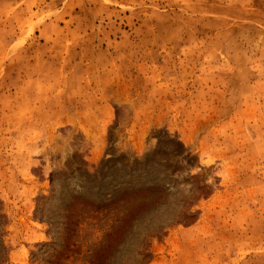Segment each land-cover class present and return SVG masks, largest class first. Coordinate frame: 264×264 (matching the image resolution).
Returning <instances> with one entry per match:
<instances>
[{
  "label": "rangeland",
  "instance_id": "rangeland-1",
  "mask_svg": "<svg viewBox=\"0 0 264 264\" xmlns=\"http://www.w3.org/2000/svg\"><path fill=\"white\" fill-rule=\"evenodd\" d=\"M0 264H264V0H0Z\"/></svg>",
  "mask_w": 264,
  "mask_h": 264
},
{
  "label": "trees",
  "instance_id": "trees-1",
  "mask_svg": "<svg viewBox=\"0 0 264 264\" xmlns=\"http://www.w3.org/2000/svg\"><path fill=\"white\" fill-rule=\"evenodd\" d=\"M154 154L147 155L144 160L136 161L134 166H131L129 169L127 168L125 170V173L121 177V180L119 182V189L118 193L122 194V200H125L128 196L130 191H143L145 190V193L142 194L140 197H144L145 199L142 200V202L139 203H132L131 200H129L130 208L125 209L123 211V215H129L124 218V222L127 223L129 218H131V225L135 221H139L142 219L145 213L150 214L152 211L155 212V210L158 209L159 203L161 200L160 194H157L153 189L156 187L155 182H162L161 179H158V177H149V174H151V169L150 166L155 159ZM127 167H129V164H126ZM142 168V169H140ZM143 170V171H141ZM135 178L136 183L135 185H132V179ZM146 176V179L143 181L144 184L141 185L139 179L143 178ZM150 221V222H149ZM149 225L150 227H155L154 231H158V221L155 218V216H152L149 220Z\"/></svg>",
  "mask_w": 264,
  "mask_h": 264
},
{
  "label": "built area",
  "instance_id": "built-area-1",
  "mask_svg": "<svg viewBox=\"0 0 264 264\" xmlns=\"http://www.w3.org/2000/svg\"><path fill=\"white\" fill-rule=\"evenodd\" d=\"M59 1H65V0H59Z\"/></svg>",
  "mask_w": 264,
  "mask_h": 264
}]
</instances>
